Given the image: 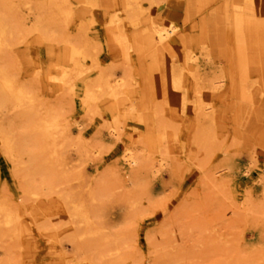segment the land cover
<instances>
[{
  "label": "rangeland",
  "instance_id": "374dc122",
  "mask_svg": "<svg viewBox=\"0 0 264 264\" xmlns=\"http://www.w3.org/2000/svg\"><path fill=\"white\" fill-rule=\"evenodd\" d=\"M125 5L0 0L7 27L0 68L14 90H26L37 114L22 119L11 96L0 111V129L10 139L6 145L0 138V264H86L84 256L93 253L101 264H215L237 257L264 264V108L227 99L214 121L198 122L192 97L184 95L191 74L176 56L160 59L140 32H130L151 17L159 26L169 21L180 36L188 33V0H139L128 11ZM215 20L205 24L207 41L224 29ZM211 42L196 52L202 84L210 65L223 64ZM63 72L79 80L72 93L58 87ZM108 84L119 109L102 105L113 100ZM48 115L53 123L36 125ZM23 124L32 126L25 136ZM108 124L119 126V138L108 134ZM25 144L33 158L22 151ZM123 154L154 158V171L125 168ZM200 170L223 193L213 186L211 193ZM28 181L41 185L30 197L23 191ZM97 237L110 245L98 252Z\"/></svg>",
  "mask_w": 264,
  "mask_h": 264
},
{
  "label": "bare ground",
  "instance_id": "6f19581e",
  "mask_svg": "<svg viewBox=\"0 0 264 264\" xmlns=\"http://www.w3.org/2000/svg\"><path fill=\"white\" fill-rule=\"evenodd\" d=\"M138 3L139 0H126L125 6L127 11L129 9L133 10L134 8H139ZM188 3L189 5L186 14L190 13L192 16L191 18L188 17L190 18V22L187 24L185 23L184 31L188 29V33L186 34H182L181 36L177 34L175 27L172 26L168 20V22L165 21L159 26L151 17L144 19L141 28L128 31H130L133 36L138 35L140 32L138 39L143 41V43H146L147 46L153 47L154 52L160 59L167 56H176L178 64L183 65V67H185L191 74L193 80L192 89L190 88L189 93H187L185 89L184 95L189 94V96L192 97L196 120L201 124H204L208 120L214 121L216 117L215 109L222 108L224 106L223 104H226L225 101L227 99H236L241 101V103L243 102L242 104L245 105L249 103L255 109H258L259 107L264 108V97L260 98L258 96L264 92V0H188ZM217 17L222 21L220 23L224 25V29H217L215 35L217 39L215 38L212 42L207 41L205 39V24L207 22L217 24L218 22L215 20ZM143 31L144 33L142 34ZM6 34V22L3 17H1L0 36L4 38L6 37ZM209 42H211L216 61L218 63L223 62V64L210 65L209 67L211 68L212 75L208 80L206 79L207 82L205 84H202L198 81L196 52L203 49L202 44H209ZM207 57L205 60H207ZM174 69L178 75L181 73L180 68ZM0 80L1 83H3V85L0 86V111L5 105L8 96H11L13 102L12 108L19 111L22 119H24V116H22L23 114H28L31 117L37 115L36 112L30 108L32 102L30 95H28L26 90L22 87H18L14 90L11 78L3 68H0ZM78 81L75 82L72 76L63 72V75L58 82V87L59 89L70 91V93H72L73 87ZM117 81L120 82L121 80L118 79ZM83 84L85 85L84 91H86L88 84L85 82H83ZM107 87L108 90L106 94L111 96L113 100L108 99L101 104L108 106L109 108L115 107V109H119L122 103L117 99L115 91L112 90L113 85L108 84ZM92 99L95 100V97H92ZM93 103L95 106L98 105L95 102ZM232 104L233 106L236 104L235 100ZM249 119L250 118H248V120ZM53 121L54 117L49 115L44 118L38 117L36 125L47 126L53 123ZM27 124H23L22 128L20 126V135L25 136L27 129L29 130L32 128L31 125ZM77 127H79V124H77ZM107 129L108 134L111 137L119 138L118 136L120 133L118 125L108 124ZM0 132L2 143L8 145L10 139L7 132L2 129H0ZM22 151H26L28 155L31 156L29 158H33L32 150L28 148L27 145L22 148ZM153 159L154 158L151 157H145L143 162H141L139 158L133 154H123L121 164L128 169L137 167L138 169L136 172H140L144 168L154 171V165L152 163ZM158 161L163 164L165 158L160 157L158 158ZM199 177L201 182L204 185H207L211 193L215 191L212 190V186L217 190L220 189L223 193L222 188L217 185V182H214V179L208 177L203 170L199 171ZM42 181L46 182L47 178H44ZM44 186L47 185L45 184ZM38 187H41V185L36 186V184L32 185L30 182L25 183L23 191L26 196L30 197L31 195L36 194V188ZM72 209L73 211H71V214L73 213L72 215L76 217L78 215L77 209L75 207ZM231 211H233V208H231ZM91 232L89 231L90 234ZM95 239L96 241H94V245L95 248L96 246L98 247V252L99 250H104V247L110 245L109 243L111 242L108 241L109 238L102 239V237H97ZM93 254H87L84 256V258L87 259L86 264H101L97 263ZM119 259H122V257ZM108 264H114V262ZM215 264H243V260L242 258L237 257L233 260L217 261Z\"/></svg>",
  "mask_w": 264,
  "mask_h": 264
}]
</instances>
